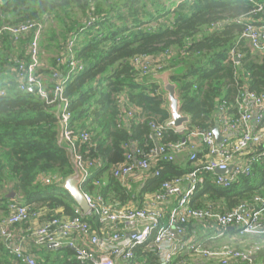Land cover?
Here are the masks:
<instances>
[{
	"label": "trees",
	"instance_id": "1",
	"mask_svg": "<svg viewBox=\"0 0 264 264\" xmlns=\"http://www.w3.org/2000/svg\"><path fill=\"white\" fill-rule=\"evenodd\" d=\"M65 16L71 26L67 27ZM29 20L42 21L45 30L50 20L62 21L65 26L60 38L50 26L58 51L50 63L43 61L39 70L49 88L56 83L53 73L67 70V64L58 63L57 56L78 33V57L84 68L66 81L63 94L69 100L75 135L90 133V140L79 147L84 159L99 161L80 189L95 197L101 195L110 206L145 207L146 198L160 190L164 180L192 169L188 159L159 162V176L150 173L144 184L133 187L112 173L125 161L128 150L152 143V121L165 123L172 117L161 75L176 84L180 111L189 117L186 133L167 128L163 142L187 138L196 128L203 131L216 126L218 106L223 102L234 116L239 90L264 94V49L258 54L242 38L245 22L264 25V0H0V26ZM24 43L14 45L6 34L0 44V62L13 67L11 72L0 70V89L4 90L0 95V210L6 215L8 205L17 202L42 212V219L73 217L77 204L60 187L72 167L58 145L56 107L37 92L21 90L13 71L17 58L27 57ZM167 50L172 52L159 75H142L136 69V57H158ZM233 50L239 60L232 56ZM206 153V146L198 145L201 161ZM10 191L16 192L14 198ZM256 195L264 197V163H256L250 176H240L229 188L217 186L213 174H205L194 204L224 207L223 203L226 208L222 209H234L242 202H252ZM87 219L100 231L102 225L95 215ZM240 231L234 225L222 237L238 235L247 241L245 247L230 243L226 247L245 249L264 237L240 235ZM209 234H199L198 239L209 244ZM1 247L0 264H24L7 258L12 255L4 243ZM135 251L144 264H157L156 255L145 245L136 246ZM180 259L189 263L191 254L180 256L173 264ZM36 260L37 264H88L77 260L68 245L45 247ZM252 260L264 264V247ZM232 263L248 264L240 258H231L228 264Z\"/></svg>",
	"mask_w": 264,
	"mask_h": 264
},
{
	"label": "built area",
	"instance_id": "2",
	"mask_svg": "<svg viewBox=\"0 0 264 264\" xmlns=\"http://www.w3.org/2000/svg\"><path fill=\"white\" fill-rule=\"evenodd\" d=\"M260 5V4H259ZM262 6L259 7L261 9ZM88 24H91L89 22ZM242 38L255 50L264 49V25L252 22L244 23ZM45 25L40 20H29L16 24L0 26V44L4 35H10L14 45L25 40L26 58H17L14 68L21 90L36 87V92L47 104L56 107L64 124V138L73 146L75 157L85 172L84 180L92 175V167L99 161L86 160L80 145L90 140L87 131L75 135L71 124L72 113L69 100L63 91L66 81L73 73L84 68V62L78 57L75 33L65 44L64 50L57 56V62L67 64V70L53 73L55 85L49 88L43 76L39 75L42 67L41 40ZM172 51L167 50L158 57L139 56L134 59L136 69L142 75H157L163 71ZM236 50L233 57H239ZM4 90L0 89V95ZM235 108L230 115L226 102L219 104L217 126L220 128L222 141L216 139L213 127L200 131L194 129L189 136L176 142H163L167 128H173L178 134L187 131V123L172 127L169 121L150 123L149 134L152 142L147 148L135 146L127 151L125 161L112 169L113 175L123 183L132 177L143 178L142 184L150 173L161 174L159 162L176 161L185 155L192 163L188 172L166 179L150 198L147 206L114 207L105 203L101 195L94 196L84 192L90 206L88 213L76 207L73 217H52L42 219V212L33 206L11 203L9 212L0 216V237L13 258L24 264H37L36 258L24 249V238L17 239L12 227L32 221H39L32 231L34 242L42 248L56 249L68 245L74 249L75 258L88 264H144L135 251L138 245L154 252L157 264H173L180 256L191 254L193 261L200 258H216L222 264H228L231 258L253 263L254 255L264 247L255 241L245 249L208 246L198 239V230L190 229V223L208 225L215 228L213 238L222 236L231 226L238 225L241 235L262 237L264 235V197L256 195L252 202H242L234 209H221L209 204L207 207L196 206L198 188L205 181V174H213V182L223 188H229L240 176H250L256 163H264V94L250 89L239 90ZM130 116L132 111L128 113ZM200 138L198 140H193ZM79 141V143H78ZM206 146L205 161L198 154V144ZM222 171L223 173H219ZM47 179V178H46ZM49 179H47V182ZM172 202L169 211L165 206ZM95 215L102 225L100 231L94 230L87 216ZM212 238V239H213ZM176 264H186L180 259Z\"/></svg>",
	"mask_w": 264,
	"mask_h": 264
},
{
	"label": "water",
	"instance_id": "3",
	"mask_svg": "<svg viewBox=\"0 0 264 264\" xmlns=\"http://www.w3.org/2000/svg\"><path fill=\"white\" fill-rule=\"evenodd\" d=\"M257 52L258 54L262 53L261 50H258ZM239 59L240 58L238 57L237 60ZM161 76L163 78L164 89L168 92V99L170 101L172 113V120L169 122V125L172 127H178L183 123H187L189 121V117L180 111V99L177 95L176 84L172 83L167 76ZM30 91L36 92V87L32 86ZM55 115L58 119V145L65 150L66 156L72 167V173L64 178L63 182L60 183V187L69 192L77 206H79L83 212L88 213L90 206L85 198L84 192L80 189V185L84 181L85 172L82 170L78 160L75 157L73 146L64 138V124L61 120L58 110H55ZM212 129L215 132L217 141L221 142L222 135L219 126L216 125ZM219 173L223 172L219 171ZM15 195V192H12L9 196L13 198ZM230 228L232 229L233 226Z\"/></svg>",
	"mask_w": 264,
	"mask_h": 264
},
{
	"label": "crops",
	"instance_id": "4",
	"mask_svg": "<svg viewBox=\"0 0 264 264\" xmlns=\"http://www.w3.org/2000/svg\"><path fill=\"white\" fill-rule=\"evenodd\" d=\"M46 77L47 76H45V78ZM193 140H198L200 142V138L196 139V137H194ZM200 144L201 143H199L198 145H200ZM181 159L183 161H185L186 160L185 159V155L181 156ZM142 180H143V178H141L140 176H132L126 181V183H127V185H129L131 187H133L134 184H138L140 186L142 184ZM149 201H150L149 197L146 198V206L149 203ZM222 205L224 207H220L221 209L222 208H226L223 203H222ZM171 206H172V202L169 203V204H166V206H165L166 212L169 211ZM223 210H225V209H223ZM4 214H5V212L0 210V216L4 215ZM38 223H39V221H32V222H28V223H25V224H22V225H15V226H13L11 228L12 232L14 233V235H15V237L17 239H21L22 240V237L24 238V243H23L24 249L29 251L36 259L40 258L42 256L43 251H44V248H42L40 246H37L35 244L33 233H32V231L34 230V228L36 227V225ZM191 224H192V228L191 229H197L198 232L200 231L201 234H203V235L206 234V233H210L209 234L210 235V240H207V241H209V244H210V242H214L215 244H220V243H225L226 242V243L234 244L233 246H237V247L239 246L241 248H244L245 245L247 244V241L245 239H243L242 237L238 236V235L231 236L230 234H227V235H225L223 237L220 236L218 239L217 238H213L212 232H213V234H214V232H216L215 228L213 229V228H211V226H208L206 224L205 225L203 224V226L201 224H197V223H191ZM22 242H23V240H22ZM261 242L264 244V237L261 240ZM2 244H3V239L0 237V256L3 254L2 253L3 252L2 251V247H1ZM6 257L11 259V260H14L13 257L10 256V255H6ZM210 263L211 264H219V261L218 260H210ZM186 264H190V263H186ZM232 264H234V263H232Z\"/></svg>",
	"mask_w": 264,
	"mask_h": 264
},
{
	"label": "rangeland",
	"instance_id": "5",
	"mask_svg": "<svg viewBox=\"0 0 264 264\" xmlns=\"http://www.w3.org/2000/svg\"><path fill=\"white\" fill-rule=\"evenodd\" d=\"M77 15H78L79 18L83 17V13L82 12H77ZM64 20L67 21V27L69 25L70 26L72 25L71 21L69 20V18L67 16L64 17ZM50 26H53L56 29L58 38H60L62 36V33L65 30V26H64L62 21H58V20L52 21V20H50L49 22H46V30H45V33H44V38H43V42H42V46H41L42 58H43L42 62L44 61L46 63H50L52 61L54 55L57 53L56 52L57 45L54 43V37H53L52 33L50 32ZM12 69H13V67L10 64H7V63L4 64L3 62H0V70H6V71H10L11 72ZM179 161L183 162L181 157L176 160V162H179ZM91 171L93 172L94 168H92ZM12 192H15V191H10L9 194H11ZM15 194H16V192H15ZM199 234H201L200 231L198 232V235ZM249 237H252V236H249ZM253 238H256V237H253ZM226 244H229V243L225 242V243L215 244L214 242H210V244H207V245L208 246H215V247H223ZM210 260H218V259H216V258H200L197 261H193V258H191L189 263L190 264H211ZM219 264H222V263L219 261Z\"/></svg>",
	"mask_w": 264,
	"mask_h": 264
}]
</instances>
